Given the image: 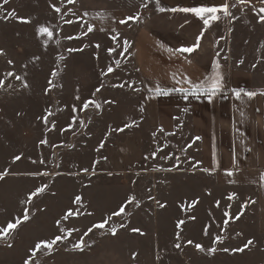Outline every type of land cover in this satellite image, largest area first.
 I'll return each mask as SVG.
<instances>
[{"label":"rangeland","instance_id":"rangeland-1","mask_svg":"<svg viewBox=\"0 0 264 264\" xmlns=\"http://www.w3.org/2000/svg\"><path fill=\"white\" fill-rule=\"evenodd\" d=\"M225 2L231 6L235 0L216 6ZM0 5L5 14L14 10L17 17L0 18V79L5 80L0 88V172H9L0 180V228L22 217L24 208L31 217L6 240L0 239V264H24L36 243L62 235L61 228L78 231L50 254L37 252L33 264H264V235L256 229L252 190L217 187L211 176L199 174L198 144L188 112L175 110L174 129L157 125L156 106L150 103L132 51L136 32L158 12L156 0H0ZM254 9L230 7L232 16L209 28L219 66L231 71L237 87L261 94L264 23L258 22ZM94 12H118L120 21L139 19L98 30L85 15ZM41 25L51 28V39L38 35ZM8 72L14 75L6 76ZM17 75L22 79H15ZM89 100L100 108L81 110ZM49 110L53 114L45 124L41 118ZM16 156L21 159L14 162ZM43 185L46 191L25 204ZM230 194H235L232 200L227 199ZM76 196L82 204L74 203ZM130 196L139 206L132 203L120 216H112ZM70 209L79 214L63 220ZM226 211L239 219L225 225ZM109 216L104 229L88 232ZM181 220L185 223L177 227ZM111 228L117 229L116 235ZM217 235L223 242L213 244ZM81 239L83 251L73 248ZM249 239L254 244L245 251H231ZM212 247L215 253L208 252Z\"/></svg>","mask_w":264,"mask_h":264},{"label":"crops","instance_id":"crops-1","mask_svg":"<svg viewBox=\"0 0 264 264\" xmlns=\"http://www.w3.org/2000/svg\"><path fill=\"white\" fill-rule=\"evenodd\" d=\"M220 1L159 0V5L171 9L216 6ZM249 6L257 10L264 7L260 0H251ZM86 18L98 30H113L119 26L121 16L118 12H94ZM202 30L203 22L193 14L158 11L135 34L132 50L135 68L149 93L150 103L156 106L157 125L174 129L175 110L187 109L193 133L199 138V174L211 176L217 187L252 190L256 229L264 235V185L260 182V175L264 173V97L256 92L249 99L242 93L237 99L233 90L249 91V87H237L230 78L231 71L222 66L219 72L224 77V89L211 100L203 94L199 98L189 95L184 99L180 92L157 96L153 91L157 84L168 89L187 88L188 85L177 83L185 78L195 83H210L217 58L209 27L193 53L169 51L194 45ZM228 172L233 175H227Z\"/></svg>","mask_w":264,"mask_h":264},{"label":"snow or ice","instance_id":"snow-or-ice-1","mask_svg":"<svg viewBox=\"0 0 264 264\" xmlns=\"http://www.w3.org/2000/svg\"><path fill=\"white\" fill-rule=\"evenodd\" d=\"M9 2V0H3L4 4H7ZM68 3H75V0H68ZM157 5H159V0H156ZM251 0H235V3H233L231 6L225 2L223 5L220 6H208V5H201V6H193V7H177V8H171V9H166L162 6H158L157 10L158 11H171L173 13L175 12H182V13H190L193 14L196 18L200 19L203 22L204 25V30H202L201 35L197 37L196 43L192 46L189 47H182L179 49H175V50H169L171 51L173 54H191L194 51H196L199 46H200V41L203 37L204 31L207 30L208 27L211 26L212 22H216L221 20L222 18H229L232 16V12L230 11V7L231 8H235L237 6H242V5H250ZM260 3L262 5H264V0H260ZM54 8V10L59 13L61 11L60 7H56L55 5L52 6ZM254 11H256V14L258 16V22L260 23H264V7H260L258 10L254 9ZM222 14V15H220ZM85 15H87V13H85ZM0 18L2 19H8V18H17L16 17V13L15 11H10L7 12L6 14L3 12L2 10V5H0ZM21 20V22L23 23H30L31 21L24 19V18H19ZM139 17H127L121 21H119V23L121 24H126L128 23V21H133V20H138ZM67 23H72V21H66ZM88 32H92L93 31V26L89 25ZM37 33L40 36H46L48 39H51L53 36V32L51 31L50 27H46V26H39L37 29ZM86 34V33H85ZM71 38V37H69ZM113 40L117 39V36H113L112 37ZM47 42V41H46ZM125 45H128L127 41H124ZM97 47H99V45H97ZM115 51V49H109V53ZM124 51H127V47L124 48ZM3 50H0V55H3ZM189 63L191 61H188ZM242 62V61H241ZM9 64H11L12 62L9 61ZM117 66H119V61H116ZM219 64L217 63L215 65V74L211 77V81L210 83H208L207 81L205 82H201V83H195L190 79L185 78L183 81H177L178 84L183 83L185 85H188L189 87H177L174 89H168V88H164L162 86H160L159 84L155 85L153 91L155 93V95L157 96H167L169 95L171 92L176 91V92H180L183 94L184 99H187L189 95H192L193 97L199 98V96L201 94L206 95L207 98L209 100H211L214 96H216L218 93H220L223 89H224V83H223V79L224 77L221 75V73L219 72ZM108 73H111L114 71V69L109 66L108 67ZM14 73L12 72H8L6 74V76H13ZM53 75H56V73L54 72ZM15 79L17 80H21L22 78L20 76H15ZM51 84V81L49 82ZM5 85V80L4 79H0V88H2ZM207 85V86H206ZM25 87H27V84L24 85ZM120 87H123L124 85H119ZM100 89H97V91H99ZM47 91V90H46ZM243 93L244 96L248 97L249 99L253 98L255 95H257L256 92H252V91H244V90H233V94L237 99L241 98V94ZM264 94V93H261ZM77 99H79V97H77ZM93 106L95 108H100V104L96 103L94 100H89V101H85L83 103V108L81 110H86L89 108V106ZM73 111H76L75 107L73 108ZM141 111H143V109L141 108ZM185 111H187V109H185ZM53 113L49 110L48 114L44 117H42L41 119L44 121L45 124L48 123V116H51ZM73 119L75 120V117H73ZM83 122H81L82 124ZM131 125H126L125 127H130ZM54 127V125H53ZM71 127V125L69 126ZM123 129H119V131H122ZM161 131H163V129H161ZM199 139V138H197ZM41 144H47L46 140H41L40 142ZM101 147H103V145H101ZM153 156H155V153H153ZM165 159H170V156H166L164 157ZM21 159L20 156H16L14 157V162L15 161H19ZM179 158L177 157V160ZM41 163H43V161H40ZM170 170V169H169ZM84 171H88L87 169H85ZM204 171H208L207 169H205ZM9 172L6 169L4 172H0V180L4 179V177L6 175H8ZM30 175H47V173H31ZM227 175L232 176L233 173L232 172H228ZM260 182L262 185H264V173H261L260 175ZM47 189V185H43L41 187L36 188L33 192H31L27 199L24 201L25 204H31L32 200L34 197H37L40 194H43ZM235 196V194H230L227 199L232 200L233 197ZM151 199V197H150ZM74 203L77 205L82 204V197L81 196H76ZM132 203H136L137 206H139V202L136 201L135 196H130L128 198V200L126 201V203L124 205H122L118 211H115L112 213V216H120L121 214H123L125 212V208L132 204ZM157 203L159 204L160 207H164L165 205L160 204L159 201H157ZM196 202L194 201L193 204H195ZM217 206H219V203L217 202ZM242 207H246L245 205H242ZM79 214L72 212V210H68V212L64 215L63 220H68V218L70 216L73 215H77ZM224 215L226 217H228V219H226L224 221V224L227 225L228 224V220H235V219H239V215H237L236 217H231L230 214L226 211L224 213ZM30 214H29V209L28 208H24V213L22 217H16L14 222H8L6 227H2L0 228V239L6 240L10 235H12L16 229L18 228V226H20L21 224L27 222L30 220ZM192 219H195V217H192ZM109 220H111V216H109L108 218H106L103 222L93 225L92 228L88 229V232H92L93 228H98V229H104L106 225H108ZM61 223V221H57V224L59 225ZM185 221L181 220L178 222L177 227H179L180 225L184 224ZM121 227H124V225L122 224ZM62 235H57L55 236L53 239L51 240H46V241H40L38 243H36L35 247L33 249L30 250V255L28 256V258L25 259L24 264H33V260L37 255V252L40 251H46L48 254H50L54 248L55 245H57L58 242L63 243L64 240H66L69 236L72 235V233L74 231H78V229H60ZM133 232H140V229H132ZM88 232L85 233V235L88 234ZM111 235H116L117 233V229L116 228H111L110 229ZM141 234H143L141 232ZM205 235H207V229H205ZM177 239H180L179 234H177ZM223 240L221 238V236L217 235L214 237L213 239V244H217V243H222ZM187 244H193V241L188 240ZM254 241L249 239L242 247L238 248V249H232L231 251H238V252H243L245 251L249 246L253 245ZM10 246V245H9ZM175 248L179 249L181 248V244L180 243H176ZM196 249H198L199 251L203 252L205 251L204 247L201 244H195ZM73 248L78 249L80 251L84 250V242L83 239H81L79 242H77L76 244L73 245ZM225 252L230 251L228 248H224L222 249ZM217 251V249L215 247H212L210 249H208L209 253H215ZM137 254L133 253V258H135Z\"/></svg>","mask_w":264,"mask_h":264},{"label":"trees","instance_id":"trees-1","mask_svg":"<svg viewBox=\"0 0 264 264\" xmlns=\"http://www.w3.org/2000/svg\"><path fill=\"white\" fill-rule=\"evenodd\" d=\"M244 91H248V90H244Z\"/></svg>","mask_w":264,"mask_h":264}]
</instances>
